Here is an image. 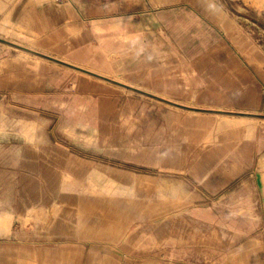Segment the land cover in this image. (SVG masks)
I'll return each instance as SVG.
<instances>
[{
	"label": "crops",
	"instance_id": "obj_1",
	"mask_svg": "<svg viewBox=\"0 0 264 264\" xmlns=\"http://www.w3.org/2000/svg\"><path fill=\"white\" fill-rule=\"evenodd\" d=\"M9 24L0 212H50L10 243L34 264H264V52L214 0H14Z\"/></svg>",
	"mask_w": 264,
	"mask_h": 264
},
{
	"label": "rangeland",
	"instance_id": "obj_2",
	"mask_svg": "<svg viewBox=\"0 0 264 264\" xmlns=\"http://www.w3.org/2000/svg\"><path fill=\"white\" fill-rule=\"evenodd\" d=\"M185 0H151L152 6L160 7ZM228 15L233 28L245 35L248 47L264 52V0H214ZM14 0H0V35H8L9 11ZM50 222V212H28L22 216L0 212V264H34L32 250L28 244L10 243L14 235L25 237L28 233L43 229ZM16 245L25 248L23 256L14 249ZM89 264H104V261H90ZM158 264V263H157ZM164 264V263H161Z\"/></svg>",
	"mask_w": 264,
	"mask_h": 264
},
{
	"label": "built area",
	"instance_id": "obj_3",
	"mask_svg": "<svg viewBox=\"0 0 264 264\" xmlns=\"http://www.w3.org/2000/svg\"><path fill=\"white\" fill-rule=\"evenodd\" d=\"M56 1H65V0H56Z\"/></svg>",
	"mask_w": 264,
	"mask_h": 264
}]
</instances>
